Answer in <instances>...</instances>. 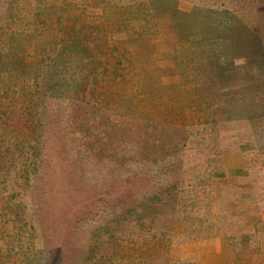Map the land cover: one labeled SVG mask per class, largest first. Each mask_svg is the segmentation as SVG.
<instances>
[{
    "label": "rangeland",
    "instance_id": "rangeland-1",
    "mask_svg": "<svg viewBox=\"0 0 264 264\" xmlns=\"http://www.w3.org/2000/svg\"><path fill=\"white\" fill-rule=\"evenodd\" d=\"M48 10L66 42L86 22L101 56L64 59L60 34L35 27ZM37 31L59 40L40 77L75 83L79 65L89 81L34 94L38 153L26 179L21 161L19 183L0 177V264H264V0H0L2 68Z\"/></svg>",
    "mask_w": 264,
    "mask_h": 264
},
{
    "label": "trees",
    "instance_id": "trees-1",
    "mask_svg": "<svg viewBox=\"0 0 264 264\" xmlns=\"http://www.w3.org/2000/svg\"><path fill=\"white\" fill-rule=\"evenodd\" d=\"M38 17V20L35 21V27H44L45 29L52 28L56 30L54 34H60L58 36L60 37L61 42H64V47L62 48L61 54L64 59L69 53L78 54L79 51L85 53L86 49L91 50L93 54H97L98 52L103 53L104 50L99 47V44L97 42L89 43V38H87V36L79 38L80 36L77 34V30H84V28H86V22L83 21L80 24L79 19H73L71 24L75 38H71L66 42L64 41V36L67 34L68 29L64 27V25L58 20L52 10L44 11V14L39 15ZM48 18L52 19V23L50 26L48 25ZM36 33L42 34L41 31H37L29 34L25 33L22 36L13 37V39H11V41L9 42L10 51H8L7 58L5 59V68H2L0 65V177H3V179H8L10 184L13 183L14 178L15 180L13 184L19 183L16 171H13L14 164L17 161H21V164L23 166L20 175L22 176V178L26 179L25 176L27 175L29 168L25 165L33 162L34 157L38 153V120L34 110V94L46 93L50 91L53 86H55L54 83L58 85V82H60V84L63 86V93L70 95V93L75 92L76 90L78 91L85 89L86 83L89 81V79H86L85 75L79 74V65L76 66L78 69L74 72L78 76L75 83H73L72 81H70L71 84L66 83L68 85L62 83L61 81L67 80L65 79L63 74L61 75L62 72L59 76H57L58 78L54 79L53 81L44 79V77H47V74L40 77L41 70H39L38 67H40L39 61L43 60V58L45 57L44 48L50 45L51 42H57L59 40L55 41L44 36H42L39 40H35L34 38ZM92 38L97 39L93 36ZM66 43H68V45L65 47ZM30 46L34 50L33 58H35L36 64V67L33 68V90H29L26 85H23L25 76L28 74L27 68L29 67V64L27 65L26 63H24L23 53H25V49ZM16 50L20 52H16ZM111 57L113 56L106 57L104 58V60H109ZM93 58H96L98 60L101 59V57ZM56 63H59V59ZM73 65H76V62H71L70 66L73 67ZM109 65L111 66V68H117L120 65L126 68H132L133 62L127 56H125L124 58L116 57L114 61ZM95 68L97 69V67ZM20 73L21 75H19ZM103 74H105L104 77L100 79H97L96 74L92 81H96L97 79V83L101 81L107 83L113 82V80H117L115 76H117L118 74H115L114 78L113 75L106 77V73ZM77 91L75 93H77ZM16 191V186L14 185L5 187V192L9 193L7 198L8 200H5L6 202L10 201L9 204H5V207L7 205H10V203H15L14 198L12 197L14 196V193ZM3 219V212H0V221L2 224V226H0V230L2 232L5 230ZM19 231L20 233L17 231L15 232V235H20L22 231ZM102 257L105 258H103L102 260H98L97 264H105L106 261L111 258V256L106 257L104 255H102Z\"/></svg>",
    "mask_w": 264,
    "mask_h": 264
}]
</instances>
